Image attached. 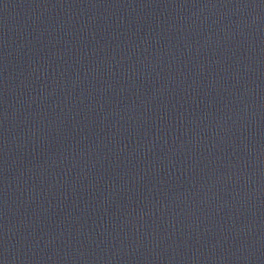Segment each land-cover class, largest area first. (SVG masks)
<instances>
[{"label": "water", "instance_id": "95a60500", "mask_svg": "<svg viewBox=\"0 0 264 264\" xmlns=\"http://www.w3.org/2000/svg\"><path fill=\"white\" fill-rule=\"evenodd\" d=\"M0 264H264V0H0Z\"/></svg>", "mask_w": 264, "mask_h": 264}]
</instances>
